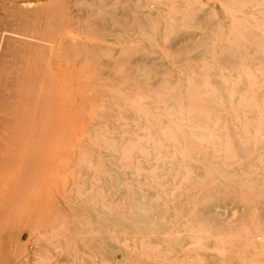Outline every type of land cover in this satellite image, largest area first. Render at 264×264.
I'll return each mask as SVG.
<instances>
[{"label":"rangeland","instance_id":"rangeland-1","mask_svg":"<svg viewBox=\"0 0 264 264\" xmlns=\"http://www.w3.org/2000/svg\"><path fill=\"white\" fill-rule=\"evenodd\" d=\"M88 1L92 3L90 9L94 16L102 8L115 10L122 16V21L120 20L122 24L121 22L114 24L108 19L102 21L96 19L90 26L88 25V28H85L83 23H77V15L83 16L78 13V6L81 7L84 2ZM124 1L126 0L115 1L113 6L103 7L106 0H59V3L64 2L67 5L63 11H57L68 22L66 28L62 30L66 31L60 32L61 34L54 45H50L52 43L51 41L49 43V40L41 41L43 47L45 46V52H42L43 55L38 56V60L34 63L35 67L43 71L46 68V61L49 59L51 60L49 65L62 75L68 74L70 69V74L73 72L76 75L89 76V79H82V81L92 87V95L94 96L97 92L104 93L102 103H97V98L94 96L90 116L94 122L105 121L108 131L116 130L115 134L111 133L106 136L105 133L106 139L121 138L122 135L124 139L129 138L130 135H125V133L139 127L148 128L151 125L146 119L147 114H160L162 122L154 127L152 139L165 137L162 139L163 143L158 142L159 146H177L173 142H168L167 134L161 132L165 133L167 125L172 123L166 116L167 106L173 104L179 107L178 109H184L183 115L178 113L174 116L173 120L176 124H179L187 116L191 121L198 122L216 119L221 115L215 109L219 104L218 101H222L224 106L229 107L233 99L231 92L242 90V85L234 86L231 83L234 81L233 76L241 73L246 67H249L251 76H255V80L253 77L249 78V105L252 107L249 110V122L255 125L264 121V46L253 42L249 44L248 48L235 54L234 51L237 48L232 43L230 44V33L237 25L249 23V31L256 29L255 33L260 38L264 37V30H262L264 3L254 0L232 3L156 2V7L161 9V14L154 25L156 31L147 33L148 29L144 30L141 26L131 24L130 12L121 7ZM51 2L53 4L54 0H31V2L30 0H0V22H11V20L13 22V19L17 20L26 13H32L30 9L38 7H50V9L58 10L56 8L58 2L55 3V7ZM142 3L149 8L152 6L150 2ZM39 20L42 26L47 23L43 13L39 14ZM148 24L150 25L152 22L149 21ZM68 30L70 34H68ZM196 33H199V39L189 38L188 40V37H192ZM251 33L249 32L250 35H253ZM224 36L225 40H222ZM180 40H182L180 48L176 47L173 52L167 49L168 46H176ZM3 43L4 41L0 38V53H2ZM47 49L50 50L48 59ZM228 52L229 54H227ZM54 55L60 58H55ZM232 65H237L238 68ZM29 67L30 65L26 66L30 69ZM235 95L239 97L240 94ZM243 96L245 97V95ZM111 98L112 100H110ZM139 100L141 101L139 102ZM191 108H195V110L192 111ZM189 109L191 110L190 114L188 113ZM221 116L225 129L233 131L230 114L225 112ZM123 121H128V124L123 125ZM131 124H135L138 128ZM164 126L165 128H163ZM177 128L174 127L173 131H176ZM96 134L94 130L92 132L93 157L91 160L92 185L94 187L100 179L98 171L101 165L100 159L106 167L110 164L108 160H103V157L100 156L103 149L96 142L98 141ZM1 139L2 134L0 133V142ZM184 143L179 146L189 145ZM29 147L26 148L30 149L31 147ZM2 148L0 147V152L5 149ZM107 148L104 146L105 150ZM14 151L19 152L16 157L20 156L18 160L24 159V164L29 159V163L33 161L31 159L33 155L31 156L30 152L35 151L34 147L28 153H26V149H20V151L10 149V152ZM5 153L4 158L9 154L7 151ZM50 154L45 153L41 156L40 163L44 166L37 163L39 161L32 162L30 165H35L33 170H30L32 166L26 162V167L29 166V168L27 167L28 171L25 172L32 171L28 186L26 181L22 180L26 175H23L26 167L25 165L20 167L18 164L19 168L14 167L12 161H18L13 160L14 157L7 165L19 171L16 173L18 177L9 175L14 178H11L12 180L8 175L0 177V180L8 178L5 183L10 184V186L6 184L8 188H5L4 181L2 180L3 182L0 183V205L10 200V203L6 202L10 209L7 208V210L0 206V264H264V180L259 183L256 192L249 193V197L243 195L216 196L210 203L200 204L199 208L193 210L194 213L181 211L175 213L174 210L171 211L169 205L168 212L155 220L154 234L121 228V223L118 220L101 219L96 211L76 217V214L71 212L72 209L70 210L68 207L72 199L63 194L65 193L63 187L69 185L66 176H73V168L77 164L70 165L69 170L66 171V168H60L61 160L53 159L54 156L51 154L52 157ZM45 155H48V158L44 157ZM11 156L9 154V157ZM26 156H31V158L25 159ZM1 157L2 154L0 159ZM9 157L6 159L9 160ZM6 159L5 161H7ZM2 160L4 159L2 158ZM47 160L50 161L47 162ZM18 163L23 164L21 161ZM157 163L156 166L159 170L156 173L150 170L145 173L134 171V178L126 179L127 184L123 185L121 192L130 188L129 185L134 182L145 185V180L148 182L162 179L164 175L162 171L166 168V163H164L165 167L163 162ZM147 166L149 167L150 164ZM37 167L42 168L39 170ZM132 167L128 163L127 168L131 169ZM11 168L7 170L13 174L15 170ZM20 169L23 171L20 172ZM21 175H23L22 179ZM27 177L24 179H28ZM63 177H66L67 182L61 181ZM16 179L20 183L22 181L25 183L17 186L19 183ZM105 180L107 196L120 202L123 198L121 192L115 191L116 182L108 177H105ZM126 185L128 186L126 187ZM11 203L16 206H11ZM217 205L221 206L220 211L216 210ZM179 215L181 216L179 217ZM203 218L208 219L207 222L210 220L213 222L204 223L202 222ZM183 223L186 225L183 226ZM209 230L212 234L207 232ZM109 234L112 241L107 240ZM242 236L243 238H241ZM230 237L233 239L231 240ZM224 241L228 244L221 243Z\"/></svg>","mask_w":264,"mask_h":264},{"label":"bare ground","instance_id":"bare-ground-1","mask_svg":"<svg viewBox=\"0 0 264 264\" xmlns=\"http://www.w3.org/2000/svg\"><path fill=\"white\" fill-rule=\"evenodd\" d=\"M55 1L56 0H54L53 4L51 2V4L54 7L57 4L56 8L58 10L50 9V7H38L30 9L32 10V13H26V15L17 18V20L13 19V22L12 20L11 22H0V38L4 41L2 53H0V133L2 134V143L0 142V147L5 148H2L3 151L0 152V156L2 154L0 159V177H6V175L16 176V173L19 171H17L16 168H13L17 166V164L20 165V167L21 165H25L26 167V162L29 165L34 161H39L37 163H40L42 155L45 153H51L54 156L53 159L61 160L60 164H62L60 165V168H66V171L69 170L68 167H70V165L74 166V164H77V166L73 168V176H66L68 177L69 185L63 187L65 192L63 194H65L67 198L72 199V201L69 202L70 205H68V207L70 210L72 209L71 212H74L76 217L85 216L89 214L90 211H96L101 219L118 220V222L121 223V228H130L138 232L147 231L154 234L155 220L168 212L167 207L169 205L171 211L174 210L175 213L179 211L194 213L193 210L199 208L200 204L210 203L212 198L216 196L243 195L249 197V193L256 192L259 183L264 180V121H260V123L255 125L249 122V110L252 108L249 105V78L253 77L255 80V76H251L249 73V67L244 68L241 73L233 76L234 81L231 84L234 86L242 85L243 88L241 91H236L237 93L231 92L233 95L232 104L229 107H226L221 103L222 101H218L219 104H217L215 108L221 115L225 112L230 114L233 131L231 130L230 132L225 129L221 115L220 117L217 116L216 119L205 120L202 122L191 121L188 116L186 117L184 115L186 118H183L179 124H176L173 120L174 116L178 113L183 115L184 109H178L179 107L170 104L165 109V112H167L166 116L170 118L172 123L167 125V131H165V133H163V131L161 132L162 134H167L166 140L168 142H173L177 144V146H159L158 142L161 141L163 143L162 139L165 137H156L155 139H152V131L154 127L162 122L160 114H147L148 116H146V119H148L151 124L148 128H138L135 124H131L138 129H133V131L125 133V135H130L129 138L124 139L122 135L121 138L115 137L106 139L105 133L106 136L111 133L115 134L116 130L110 132L105 125V121L94 122L91 118V104L94 102V96L97 98V103H102L104 93L97 92L94 96L92 95V87L88 85L87 82L82 81V79H89V76H83L80 74L76 75L73 72L70 74V69L69 73H66V75H62L60 72L58 73L57 69L56 71L53 66L49 65L51 60L48 59V56L50 57V50L48 49L49 52H46L48 60H44L47 62L46 68L44 66L45 69L41 71L34 66V63L38 60V56L43 55L42 52H45V46L43 47L41 41L49 40V43L50 41L52 43L50 45H54V43L57 42L58 36L61 34L60 32L66 28L68 23L57 12L60 10L63 11L67 6L66 3H64L65 1L60 3L59 0L56 1L58 3ZM106 1L107 2H104L103 7L113 6L116 3L115 1L119 0ZM252 1L253 0H126L121 4V7L125 11L130 12L132 17L131 24L141 26L144 30L148 29L147 33H154V30L156 29L154 25L157 23V20H159L161 14V9L156 7V2L232 3ZM254 1L261 2L262 4L264 3V0ZM142 2H150L152 5L151 8L145 6ZM90 4L92 3L88 1L84 2L83 6H78V13L83 14V16L77 15V23H83L85 28H88V25L90 26L96 19L101 21L103 19H108L114 22V24L122 21V16L117 11L111 9H99V12L94 16L93 11L90 9ZM247 9L249 8L247 7ZM228 11H230V9H228ZM40 13H43L46 16L47 23L43 22L45 23V26L40 24ZM149 21H151L152 24L149 25ZM217 28H219V26ZM262 30H264V24L262 25ZM65 31H62V33ZM255 31L256 29L249 31V23L246 25H237L233 28L230 33V44L232 43V45L237 48L234 51L235 54L245 50L249 47V44H252L253 42L264 46V37L262 36L260 38ZM249 32H252L251 34L253 35H250ZM68 34H70V32ZM198 34L199 33L193 34L194 38L192 35V37H188V40L189 38L195 40L200 37ZM223 39L225 40V36L222 40ZM182 40H180L176 46L171 45L168 46L167 49L173 52L176 50V47L180 48ZM152 41L154 42V40ZM58 53L59 52H57V54ZM227 54H229V52ZM54 56L55 58L57 57L56 55ZM27 65H30V69L26 68ZM232 66L237 67V65ZM261 69L263 70L262 65ZM192 90L195 91L196 89ZM115 93L116 92H114V94ZM235 94L240 95H238L239 97H236ZM120 95L122 96V93H120ZM120 95L118 94V97ZM243 95H245V97ZM110 100H112V98ZM140 101L141 100H139V102ZM114 104L116 105V103ZM189 105L193 106L192 104ZM194 110L195 108L192 109V111ZM188 113H191L190 109ZM122 123L123 125H126L128 124V121H123ZM174 127H178L176 131H173ZM163 128H165V126ZM94 130L97 133L95 135L97 136V139L94 138L98 140L96 142L103 149V151L100 152V156L103 157V160L106 159L110 162L106 167V165L103 164L102 159H100L101 165L98 168L100 179L98 180V183L95 184V187L92 185L93 180L91 174V160L93 157L92 132ZM183 143L189 145L179 146V144ZM104 146H106V150L104 149ZM26 147H29L30 149H27ZM33 147L35 149V151H33L34 153L30 152ZM10 149H18V151H20V149H26V153L29 151L33 157L26 156L25 159L28 157L33 161L29 163V159L25 161L24 164V159L18 160L20 156L16 157L17 154L19 155V152H10ZM46 150L47 152H45ZM5 151H7L10 156L13 154L11 157L7 154L6 157H9V160H7L6 157L4 158L6 155ZM2 152H4L5 155ZM20 154L24 156L22 152H20ZM47 156L48 155H45L44 157L48 158ZM2 158L4 160H2ZM11 158L15 161H21L23 164H19L20 162L18 163V161L14 162ZM5 159L7 161H5ZM10 160L14 166L13 168H11L12 166L9 167V165H7ZM48 161L50 160H47V162ZM157 162H163L164 167V163H166V168L162 171V174H164L162 179L148 182L145 180V185L134 182L129 185L130 188L121 192L123 185L127 184L126 179L134 178V171L145 173L150 170L156 173V171L159 170L156 166L158 164ZM128 163L133 166L131 169L127 168ZM149 164L150 166L148 167L147 165ZM30 166H32L30 170H33L35 165L32 164ZM27 167L29 168V166ZM27 167L24 171L21 170L22 167L20 172L28 171ZM8 168L15 170L13 174L8 172L10 171L7 170ZM41 168L42 167H40L39 170H41ZM93 170L95 169L93 168ZM66 171H64L65 174ZM30 172H25L23 174L28 175L29 177L26 175L24 176V178L27 177L28 179H24L23 175H21V179L23 178L22 180L26 181L27 186L29 181H31L29 180L31 176ZM17 177L18 176H16V178ZM66 177H63L61 181L64 180L67 182ZM105 177L116 182L114 186L115 191L122 193L123 199L120 200V202L107 196ZM9 178L10 180L14 179L12 176H9ZM7 179L5 178V180H2L5 183ZM2 180H0V183L3 182ZM16 180L18 181V179ZM25 181H22V183L24 184ZM18 183L17 186L22 185L19 181ZM6 184L9 183H5V185ZM8 186H10V184ZM127 186L128 185H126V187ZM5 188H8L7 185ZM180 195H182V197H180ZM243 196L241 197L242 199ZM9 201L10 200L6 202L10 203ZM6 202L0 206L5 209H10ZM5 204L7 207H4L6 206ZM10 205L16 206V204L13 203ZM2 207L1 209H3ZM216 210L220 211L221 206L217 205ZM180 216L181 215H179V217ZM207 221L208 219L206 218L202 219V222L204 223L213 222V220H210V222ZM185 225L186 224L183 226ZM245 231L247 232V230ZM207 232L209 233L210 230ZM241 238H243V236ZM107 240L112 241L110 234L108 235ZM221 243L228 244V242L225 241ZM212 249L214 250V248ZM218 251L221 250L218 249Z\"/></svg>","mask_w":264,"mask_h":264}]
</instances>
